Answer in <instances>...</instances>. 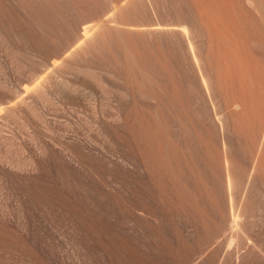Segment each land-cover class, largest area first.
Masks as SVG:
<instances>
[{"label":"bare ground","instance_id":"obj_1","mask_svg":"<svg viewBox=\"0 0 264 264\" xmlns=\"http://www.w3.org/2000/svg\"><path fill=\"white\" fill-rule=\"evenodd\" d=\"M61 1L64 3H83V5H88V7H77L75 5L76 7L71 9L70 7L65 5H57V2H60V0H0V54L1 52L9 55L11 54V56L18 59L20 55L23 56V52H25L24 50H30L43 56V61H40L39 63L36 61L38 63L37 66H46L49 69H52L54 73L56 72L59 74H61L62 71H65L66 73L75 72L77 70H81L82 67L77 66V64L73 60L65 56V52L68 51L70 47L69 44L71 38L74 37L80 40L83 45L84 43L87 44V48L82 49V52L84 53V55L82 56H85V53L87 54V52L90 51L92 52V54L94 53L97 55V57L100 58L95 62L90 63L86 68L85 65L83 66L84 68H82V73L84 74V76L94 79L95 82L97 81V83L101 85V81L99 80V78L97 79V77H95L92 73L94 72L93 68L97 67L98 69L115 73L118 77H121L122 75L125 76L128 80L127 82H129V85L132 81L131 79L134 78L126 93H120L121 91L119 92V103L118 108H116V113H113V115L111 114L113 117H106L108 120L109 118H113L112 121L109 120L110 124L108 121L107 124H103L104 122L101 121L102 124H100L101 126L99 129V134L104 137L105 140L112 145V147L115 146L124 154L122 156L120 155V158L115 160V164H111L112 167L107 170V166L106 168H104L102 164L97 162V160L105 159L106 155L104 156V154H99L103 153L101 152L102 148L94 144L93 141L91 142L89 141V139H86V141L80 142L79 149H75L74 157L71 158V161L80 163L81 166H83L82 168H84V172L87 173L88 177L90 178L88 179L89 181H85L87 178L85 180L83 178H80L73 170H70L68 166L61 162L58 168L55 169V174L52 178L50 176L52 173H50V175H48V177L50 176L48 179L47 176H45L46 180L31 182L32 180L34 181V179H32L31 181L29 180V184L27 182L26 185L25 182L22 187L19 186L22 190V195L24 193L25 195H27V197L30 196L29 198L31 199V201L33 200V203L37 204L36 206L46 209L48 213L51 212V214H55L59 218H65L69 222L71 227L76 231H79L82 237H84V239L86 240V243L84 242L86 245L81 243L82 245H84V249L89 247L88 243L94 242L96 244L97 250H99L97 251V253H100V251L102 253L101 256L102 258H104V264H163L165 261L169 262V255L171 256L172 253L169 247L168 236L169 229L176 230L177 226L171 221L176 213L185 215L190 223H187V226L192 224L193 227H195L199 231H203L208 238H212L213 235L216 234V232L214 233L215 229H220H217L219 225L217 227L212 226L209 228V225L204 223L203 212L198 209L194 210L190 208L193 203L191 199L184 198L185 200H181L182 197H193V192L185 191L184 188L180 187L182 180H186L187 177V181L191 179L194 183H196L197 186L200 187L202 185L201 187H203V185H207L205 182L206 180L209 181L208 179L210 177L212 186L216 187L217 184H221V181L223 180H221L222 176L220 175L222 172L219 173L221 177L217 174L219 172L217 171V168L220 167L219 170L224 171L223 175H225L226 177V180L224 181H227V188L231 192L233 190V180L235 181L234 178L238 176H236L235 174L238 162L236 161V153H234L236 145L234 144L233 137L235 138V136L238 135L239 131L241 132L242 130L243 131L239 133L242 140L245 138H242L243 136H251V134H253V130H255L254 133H257L258 131V134L262 132V134L260 133L261 136L260 134L257 135L259 136L261 142L258 141L259 139L256 140V138L258 137H253L254 134L249 137H253V139L258 141V143L255 142V145L258 144V147L253 164V169L250 172V177L255 172L262 173L264 171V127H262L264 126L262 124L264 121V108L262 107V104H260V106L258 107L259 103H263L264 100L262 98L264 97L262 96L264 95V87H262L264 86V80H262L264 79V72H262L261 70L263 69L264 71L263 55V59L260 58V54L264 52L262 51L264 47V40L261 41V39H263L261 36V39L260 37H258V40L256 38L255 40H253V37L251 36L253 34L248 35L247 33L246 36L244 35V39H242V37L240 39L238 38L239 36H237V40L240 39L241 41V43H239L238 45L236 39H234V41L231 39V44V41L227 36L228 34L226 35L227 39L223 38L225 36V34L223 35V32L232 29L231 25H233V27L235 25L234 28H237V30H239L237 31L239 35L242 30L244 31V29L247 31L248 28H246V24L249 21V18L246 19L245 15H243L244 13H242L241 15L240 10L241 24L238 17L236 18V20H233L234 23H227L228 18L232 16L231 14L235 15L237 11L236 13L235 11L233 12L234 5H228L230 9L232 7V10L228 11L229 8L226 9V12L230 13L228 14V18L226 17L227 15H225V12H223L224 15L221 16V14H223L221 9L224 10L225 6L220 9L219 6L222 5H219V0L217 1L218 4H216L214 0L211 1L215 4L211 1V4H209L210 2L208 3L206 2V0H176V3L174 1L173 4H178L176 5L177 7L171 5L174 6V8L172 9V11H174V14L171 13L172 11H170L169 14L171 13L173 15H169V22L167 24H162L167 25V27L169 25V30L172 31L171 33L176 38L175 44L177 43L182 53L190 49L189 52L191 54L184 55L183 63L180 58L181 62H179V65L180 63H182L180 65L182 68L186 66V69H184V73L188 72L187 75L189 74L187 79L190 80L192 84L190 85L192 86L191 88L194 94V100H196L195 102L193 101L195 105L194 107H198L200 114V116L197 115L198 118H202L201 120H204L208 116V125H211L216 131H220L223 136L224 151L223 153H221L222 155L224 154V166H219L218 163L221 157L218 158L219 160H216V157L214 158L213 156H219L221 153H219L218 155V153L216 154L215 152L213 153V155H211V152L213 150L208 147V144H204L202 139V143L198 141L199 144H197L199 145L197 147L199 149L198 152V149H193L188 145L190 143L188 140H186L188 141V144L186 143L185 146L182 147L184 149H182L181 147L179 148L177 144L178 142L176 143V140H173V137H171L175 132L171 136L169 135V137L166 136L160 138L157 135L158 129H167L165 125L163 126L160 123L162 122L160 119V115L161 109L164 106L162 99L164 97V92L162 91L163 89L161 88V86H159L156 81H154L153 83L150 80L151 74L148 70L150 61L148 60L149 57H147L150 55L145 56V54H147L146 52L143 54L141 48L131 43L133 31H135L136 29L132 31L131 25H133V22H131L127 13L129 12V10L131 11V9L137 10V14L142 20L143 15L141 14V9L150 8L152 10L151 12H153L154 14V19L156 21L154 25H161L158 20L159 12L155 8L156 4H163L166 11H169L171 10V8L169 9V7H171V2L169 3L170 0ZM135 1L140 2V6H133V3ZM228 1L229 0H223L222 2L224 3ZM245 1L247 4H249V7L253 8L259 13L258 14L257 12H251L252 15L253 13L254 16L258 14L259 16H261L260 18H262V21H264V0ZM214 5L219 8H216ZM223 5H225V3ZM214 7L216 10H218L215 11ZM247 8L245 9L247 10ZM251 8H248L247 11H253V9ZM147 15H149V13ZM219 16L223 17L222 21L220 20L221 18ZM241 17H243V20ZM105 18H110L111 22L113 21V23H115H112L115 28H111V26L113 25L110 26L109 21L108 23L110 27L107 25V28L106 24H104ZM224 19L226 20L223 21ZM248 23L249 25L247 24V27H249L250 25L253 26L252 23ZM229 24L230 26H228ZM224 25L228 26V28L226 27V29L224 27V31L221 32V27H223ZM240 25H245V27H243L244 29H238ZM65 26H67V29L70 30L69 37L68 31L62 33ZM141 26L148 29L147 23L144 24V22H141ZM129 27L131 28L129 29ZM163 28L165 29V27ZM262 28L264 29L263 26ZM263 29L259 31H262L261 35L263 34ZM107 32L109 34H107ZM137 32H139L138 29ZM233 32L236 33L234 29L231 31V33H228L229 35H232ZM250 36L252 37L251 39L254 42L260 41V43H262L263 45L260 46L259 42H257L258 44L256 42L254 44V42L251 40L254 44V46H251L252 49L255 48V45H257V50H259L260 47L262 48V50L260 48L261 53L257 51L256 48L254 49L259 53L258 55H260L259 58L261 60H257L258 63L257 61L253 62L254 60H256L253 56H256L257 54L255 55V53L257 52H254V50L252 51V49L249 48L250 46L248 45V42H250ZM61 37L67 40L66 45L62 43ZM232 37L234 38L236 36ZM247 38L249 40H247L246 43L244 42V40ZM252 42H250L249 44L252 45ZM20 44H22L23 46L20 47ZM241 44H246V46L249 47H240ZM186 45L189 47L188 49ZM201 47L204 48L205 51L203 50V53L205 54L206 52L205 55H203V53L201 54ZM177 49L178 48H176V50ZM248 49L252 52L248 51ZM240 51H243L242 54H240ZM245 51L248 53H246ZM153 53L154 52L152 51V54ZM252 53H254V55ZM175 54L177 53L175 52ZM107 55H109L110 57L109 62L104 61L105 56ZM251 56L253 59L251 58ZM109 57L107 58L109 59ZM204 58L205 61H203ZM175 60H177V58ZM123 61L125 63H123ZM160 61L163 62V60ZM87 62H89V60L86 61V63ZM259 62L260 65H262L261 63H263L262 67L259 65ZM159 64H161V62ZM157 65L158 62L156 64V67ZM187 65L189 67H187ZM161 66L162 69H160ZM161 66L159 69L166 72V65L161 64ZM187 68L189 69V71L187 70ZM134 71L139 74L143 81H146L148 83L147 88L143 87L141 83L137 81V79L133 75ZM259 73L261 74L259 75ZM123 76L121 78H123ZM261 80L263 81V85L261 83ZM66 81V79H63L61 81L57 80V82H59V84H57V91H59L58 93H60V95L67 100H73L74 91H71L73 94L66 93V91L68 92V90L65 89V86L67 87L68 85V82ZM260 87L262 88V90H259L261 89ZM253 90H259L258 92L256 91V95L259 93L257 97L255 94H253L255 93ZM109 93V90L105 91L106 96ZM177 93L169 96V114L171 115V117H173L175 123L177 122L179 124L177 128L180 127L179 129L183 136L187 138L190 135L189 137L192 139L195 135L193 136V132L191 131L192 129L189 128L190 119L186 117L189 122L186 125L185 121L187 120H185V117V119L183 117L181 118L170 110V108L173 106V102L177 103L181 100L179 98L180 96L178 95L179 93ZM251 93L254 95V98L252 97ZM260 95L262 99L259 97ZM255 97L258 99V102L259 98L261 101L259 103H256L257 99L254 100ZM252 99L256 101L253 102L257 104L258 108H256V106L251 102ZM151 100L155 103V108L153 107L154 110H151V113L153 118L158 121V123L153 124L147 121L144 112L139 109L141 101L145 102ZM253 105L255 107H253ZM250 107H253L252 109L256 108V111L254 110L255 113H253L254 111L250 112ZM1 108L2 105L0 103V109ZM196 109L195 113L197 114L198 112H196ZM257 109H260L261 111L263 110V115L260 116L261 111L258 112L259 110L257 111ZM251 113H253L254 116L256 115V119L253 118V115H251ZM11 115L14 114L11 112ZM203 116H205L204 119ZM257 117H261L260 120H262V122H257ZM250 118L253 122L247 123V121H249L248 119ZM237 119H239L240 123L242 124L241 125L239 123L240 127L238 126ZM102 120H104V117ZM255 122L258 124L261 123V126H259ZM177 123L174 126L178 125ZM249 123L251 124V127L249 126L250 128L248 127ZM243 124H246L247 127ZM256 125H258V128L255 127ZM241 126H243L244 128L239 129L242 128ZM236 127L238 130L236 129ZM246 128H248V130L252 128L253 129L247 131L245 130ZM259 128H262L263 131H261ZM204 129L205 130L201 129L202 132L209 130L205 126ZM243 132L246 133L243 134ZM169 134L171 133L169 132ZM254 136H256V134ZM195 138L196 137H194V139ZM249 138H247V140ZM251 140L252 139H250V141ZM255 140L252 141L254 142ZM57 144L59 143L57 142ZM65 144L60 142L61 148L64 150L70 149ZM54 146H56V143H54ZM214 148L215 147H213V149ZM215 149L217 150V148ZM38 150L43 155H52L58 160L60 158L59 156H57V153H55L46 145H41ZM210 155L216 162H212L213 159L211 157L212 161L211 159L209 160L212 163L208 161L209 163L207 162V164L205 162L207 158L205 160V157H210ZM185 158L188 159L187 162L190 166L189 167L187 165V167H189L190 174L188 175H190V178H188L189 176H187L186 174L184 177L182 170L179 171V167L181 166L180 163L184 161L182 159ZM195 159H199L197 163L195 162ZM36 161H39V159ZM220 165H223V163ZM243 166L244 165H241L240 167H242V170L244 171L245 168L247 169V167L244 166L243 168ZM198 167H200L201 169H199ZM221 167H223L224 169L222 170ZM132 168L134 171H132ZM1 170L0 174H4V177H7V179H10V181L12 180L10 183L13 184V181L17 179V176L15 175L16 177H14L12 175V171L10 173L5 166H2ZM93 178L97 179V182L92 180ZM107 178L113 179L114 183L112 185L114 186L112 187V189H110L108 194L99 195L98 191L95 188V184L97 183L105 186ZM17 180L19 184L22 182L19 179ZM17 180H15L14 183ZM56 180L60 181V184L58 183L59 186ZM253 180L255 181V179ZM6 181L7 180L5 179V184L7 183ZM245 183L246 185L248 184L247 182ZM222 184L224 185V183ZM221 185L219 186L223 187ZM207 188H210V185ZM169 191L171 193H169ZM172 193L180 198V200H177L178 202L173 201V199L170 198V194ZM95 194H97L99 198H97ZM211 199H213V197ZM24 205L26 204L24 203ZM113 214H117V216L119 215L121 218L129 214L131 216V219L128 221H121L120 224L117 225L109 220L110 216H112ZM53 218L55 219V216ZM234 218L232 219V222L229 226L232 233L238 235L239 239L241 241H245L244 243H246L247 245L251 246L252 244H257L258 242H253L252 239L249 238V236H245L244 232H242V230L244 231V229L241 230L242 227L240 225L241 223H239V220L237 219L238 216L236 219ZM23 224L26 223L24 222ZM128 230L130 232H128ZM140 234L145 237V240H147V242H155L156 246L154 248V251H152L153 253H144L139 248V245L136 243L135 237L138 236L137 239L140 240ZM232 240L233 239L230 240L232 242L231 244H234V241ZM237 240L238 239H235V242ZM181 244L183 245L182 242ZM89 245L91 246V243ZM258 245L261 246L260 242L258 243ZM258 245H255V247H257ZM251 247L253 248L254 245ZM238 250L241 249L239 248ZM257 250L259 251L261 250V248ZM261 257L259 256L260 259ZM105 261H108V263H105ZM237 264L244 263H241V261H237Z\"/></svg>","mask_w":264,"mask_h":264},{"label":"rangeland","instance_id":"obj_2","mask_svg":"<svg viewBox=\"0 0 264 264\" xmlns=\"http://www.w3.org/2000/svg\"><path fill=\"white\" fill-rule=\"evenodd\" d=\"M174 1L176 3V0L169 1V3L171 2L170 6L174 5L173 4ZM210 1L211 0H206V2L208 3ZM214 1L216 4H218L217 3L218 0H214ZM222 1L221 0L218 1L219 5H222L219 7L221 9L223 6H225L224 10L223 9L221 10H222V13L225 12V15H227L226 16L227 18L229 16L228 14H230L226 12V9L229 8L228 5L229 6L234 5L233 12L235 11L236 13L237 11L236 14L234 13L235 15L233 14H231L232 16L230 15L231 17L228 18L227 23L229 22L234 23L233 20H236L237 17L239 18V21H240L241 20L240 10H241V15L242 13H244L243 15H245V18L246 19L249 18V21L248 20L247 21L250 22V24L251 23L253 24V26L250 25L252 27L250 26L247 27L249 25V23L247 22L248 25L246 24V28H248L247 29L248 32L243 28L245 27V25L244 26L240 25L238 29L240 28L244 29V31L242 30L240 35L239 33H237V31L239 30H237V28L236 29L234 28L235 25L234 27L233 25H231L232 29H229V31L223 32V35L225 34L223 38L227 39V36H228V39L230 41L231 39L233 41L234 39H236V41L238 42V45L239 43H241L240 41L241 37L242 39H244L245 38L244 35L246 36L247 33L248 35L253 34L251 35L253 38L250 36V42L255 40V38L258 40V37L260 36L263 38L261 39L260 37L261 41L264 40V36H262L264 35V31L262 35H261L262 31L259 32L261 29H263L262 26L264 27V21H262V18H260L261 16L258 15L259 13L256 10L249 7V4H247L245 0H235V1L229 0L228 2H224L225 5H223L224 3ZM60 2H57V5H65V6L70 7L71 9L75 8L76 6L77 7H83V6L88 7V5H85V4L83 5V3H73V2L64 3L61 0ZM211 2L209 4H211ZM140 4H141L140 2L135 1L133 3V6L137 5L138 7L140 6ZM176 5L178 4H175L174 6L177 7ZM174 6L169 7V9L171 8V10L166 11L163 4L162 5L159 3L158 5L156 4L155 8L159 12L158 20L161 25H158V24L154 25L156 21L154 19V14L153 12H151L152 10L150 8L141 9V12H142L141 14L143 15L142 16L143 21L138 16L137 10L131 9V11L129 10V12L127 13L131 22H133L132 24L134 25V26L131 25L132 28L129 27V29L131 28L132 31L136 29L135 31H133V37L131 38V43L141 48L143 54L146 52L147 54H145V56L147 55L151 56V58L150 56H147L149 57L148 60L150 61L149 68H148L149 73L151 74L150 80L153 83L154 81H156L159 84V86H161V88L163 89L162 91L164 92V95H163L164 97L161 95L163 97L161 98L163 99L164 106L161 109L160 119L162 122L160 123L163 126L165 125L167 129L166 128L165 130L164 128L158 129L157 135L160 138L166 137V136L169 137V135L171 136L175 132L171 137H173V140L174 139L176 140V143L178 142L177 144L179 148L184 147L185 144L189 141L190 143L189 144L187 143V144L190 147H192L193 149L194 148L198 149L197 148L199 146L197 145L199 144L198 141L202 143L201 142V139H202L203 143L206 145L208 144V147L213 150L211 152V155H213V153L215 152L216 154L218 153L219 155V153L221 152L223 153L224 151L223 136L220 131L218 132L211 125H208V120H209L208 116L205 119H204L205 116H203L204 120H201L202 118L201 119L198 118L197 115L200 116V114H199L198 107H194L195 106L194 102L196 100H194L195 98L193 97L194 94L191 88L192 84L190 80L187 79L189 74L187 75L188 72L184 73L185 72L184 69H186L185 68L186 66L183 68L180 66L183 63L184 55L191 54L189 52L190 49H188L189 47L186 45L188 50L182 53L177 43L175 44L176 38L171 33L172 31L169 30V25L168 27L167 25H162V24H167L169 22V15L174 12L172 11ZM219 7H216V8H219ZM247 7L253 9V11L250 10L248 12ZM245 8H247V10ZM217 10L215 9V11ZM229 10H232V7L231 9L229 8L228 11ZM170 11L172 12L169 14ZM251 12H254V13L257 12L258 14L254 16V13L252 15ZM148 13L150 16L147 15ZM222 15H224V13L221 14V16ZM220 18L219 19L222 21L223 17H220ZM241 18L243 20V17ZM226 19H224L223 21H225ZM108 21L110 23V26L115 24L113 23V21L111 22L110 18L109 19L105 18L104 24H106V26L107 25L109 26ZM140 21L144 22V24L147 23L148 29L146 27H142ZM240 24H241V21H240ZM226 25L221 27V32L224 31L226 27L228 28V26H230V24L228 26ZM113 26H111V28H115V26L114 27ZM161 26L165 27V29ZM137 29L139 30V32H137ZM233 29L236 31L237 35L235 32H233L232 35H229L228 32L231 33ZM67 31H68V37H69L70 30H68L67 26H65L62 33L67 32ZM108 32L107 34H109ZM232 36H236V37L233 38ZM237 36H239L238 38L240 39L237 40ZM248 38L245 39L246 41L244 40V42L247 43V40H249ZM61 41L62 43H64V45L67 44V40L65 38L61 37ZM250 42H248V45L250 47L246 46V44H243V45L241 44L240 47L246 46V47L251 48V46H254L255 42L260 43V41H255V42L253 41L254 44L252 42V45H251L249 44ZM22 44H20L21 46L20 45L19 46L22 47L23 46ZM231 44H232V41H231ZM69 45L70 47L68 51L65 52V56L73 60L77 64V66H81L82 68H84L83 66L85 65V68H86L89 66L90 63L95 62L96 60L100 59L99 57H97L96 54L94 53L92 54V52L90 51H88L87 54L85 53V56H82L84 55V53L82 52V49L87 48V44L84 43L83 45L82 42L78 40L77 38L72 37ZM259 45L261 46L262 43H260ZM256 47L257 45H255V48ZM176 48L178 49L176 50ZM255 48L253 49L251 48L252 51ZM260 48L259 50H257L256 48V50L260 52ZM203 50L204 48L201 47V50H200L201 54L205 51ZM256 50H254V52H257ZM24 51L25 52H23V56L20 55L18 59L11 56V54L9 55V54L2 53V52L0 54V103L2 105V108L0 109V156H1L0 170L2 169V166H5L7 167L10 173L12 171V175L14 177L17 176L16 178L22 181V182L20 181L21 182L20 183L21 185H20L18 180L15 179L17 181L14 183L15 181L14 180L13 184H11L10 182L12 180L10 181V179H7V177L6 178L4 177L5 176L4 174L2 175L0 174V264H104V258H102L101 256L102 253L101 251L100 253L98 252L99 254L97 253V251L99 250H97L96 244L94 242L93 243L90 242L91 246L89 245L90 243H88L89 247L84 249V245H86L85 244L86 240L84 239V237H82L79 231H76L74 228H72L69 222L65 218H59L55 214L54 215L51 214V212L48 213L46 209L36 206L37 204L33 203V200L31 201V199L29 198L30 196L27 197V195L23 193L24 195L23 197L22 190L20 189V187H22L25 182H26L25 183L26 185H27V182L29 184L32 179H34V181L32 180L31 182L46 180L45 176H47V179L50 176L52 178L55 174V169L58 168L61 162L65 164L66 166H68L70 170H73L80 178H83L84 180L87 178L85 181H89L88 179L90 178L88 177V174L84 172L83 170L84 168H82L83 166H81L80 163H77V162L75 163V161H71V158L74 157L75 149H79L80 142L82 141L84 142L86 141V139H89V141L91 142L93 141L94 144L102 148L101 152L103 153H99V154L100 155L104 154V156L106 155L105 159L97 160V162L102 164L104 168H106L107 166L106 168L107 170L110 169L112 165L115 164L114 163L116 162L115 160L119 159L120 155L122 156L124 153L121 150L117 149L115 146L112 147V145L108 141H106L104 137H102L99 134L100 133L99 129L101 126L100 124H102L101 121L104 122L103 124L105 123L107 124L108 122L110 124V121H112L113 118L111 119L109 118L110 121L107 118L113 117L112 116L113 113H116V108H118V103H119V95H118L119 92L121 91L120 93H126L132 81L134 80V78L131 79L132 81L129 85V82H127L128 80L125 76L122 75L124 78L123 79L121 78L122 76L118 77L116 76L115 73H112L107 70H101V69H98L97 67H94L93 68L94 70L92 69L94 72H92V70L91 72L94 74L95 77H97V79L99 78V80L101 81V85H99V83H97V81L95 82L94 79L84 76V74L82 73L83 69L81 67H80L81 70H77L75 72L66 73L65 71H62L63 74L62 73L59 74L56 72L54 73L52 69H49L46 66H37L40 61H43L42 55L32 52L30 50L28 51L24 50ZM152 51L156 55L154 53L152 54ZM243 51H240L241 52L240 54H242ZM248 51L250 50L248 49ZM262 51H264V47ZM175 52L177 54H175ZM172 54H173V57H172ZM205 54L203 53V55ZM252 54L254 55V53ZM256 54L258 55L259 53L257 52L255 53V55ZM257 55L253 56L256 59L253 62L257 60H261L260 58H262V55L264 58V52L260 54L261 56L258 55L257 57ZM152 56L155 58H153ZM107 57H109V55L105 56V60H104L105 62L110 61V57L109 59ZM176 58L177 60H175ZM180 58H181L182 63H180L179 65V62H181ZM88 60L89 62L86 63V61ZM158 60L159 61L163 60V62L162 61L160 62L161 64L166 65L167 67L166 72L160 70L162 69V66L161 64H159L160 62ZM203 61H205V58L203 59ZM157 62H158V65L156 67ZM176 62L178 63V65ZM123 63L125 62L123 61ZM261 64L262 65H260V62H259V65L262 67L263 63ZM159 65L161 66V68ZM187 67L189 66L187 65ZM187 70L189 71L188 68ZM261 70L262 72H264L263 69ZM261 73H259V75ZM133 75L137 79V81L141 83L143 87L145 88L148 87V83L146 81H143L137 72L134 71ZM63 79H66L67 80L66 82H68L67 87L65 86V89L68 90V92L66 91V93L73 94L71 92L73 90L74 91L73 97L76 100L74 99L67 100L66 98L62 97L60 93H58L59 91H57V84H59V82H57V80L61 81ZM262 80H261V83L263 82ZM77 88H78V91H77ZM108 90L110 93L106 96L105 91H108ZM259 90H262V88ZM259 90H256V91L258 92ZM256 91H254L255 93L253 92L252 93L256 95ZM174 93H177L180 96L179 98L181 100L180 102H177V103L173 102V106L170 108V110L171 112H173L174 114H177L181 118L187 117L190 119L189 120L190 123L188 122L187 118L186 119L184 118L185 120H187V121L185 120L184 121L186 125L187 123L190 124V126L189 125L188 126L189 128L192 129L191 131L193 132V136L195 135L194 137H196L195 139L193 136H191L193 137L191 139L189 137L190 135L187 138H185V136H183V134L181 133L179 129L180 127L177 128V126H179L177 122L176 123L178 125L174 126L176 123L173 120V117H171V115L169 114V96H172ZM253 94H252V97L254 96ZM75 95H76V98H75ZM257 95H259V93ZM256 97L254 100L257 99ZM259 97L261 98V95ZM260 98H259V102L261 101ZM262 98L264 99V97ZM254 100L252 99L251 102L256 106V108H258L260 104H262V107L264 108V105H263L264 100H263V103H259L258 99H257V102ZM253 101L256 103H259L258 107H257V104H255ZM254 105L253 107H255ZM153 107L155 108V103L154 101L151 100V101H145V102L141 101L140 108H139L142 112H144L147 121H149V123L151 124L158 123V121L153 118L152 113H151L154 110ZM253 107H250V108L252 109ZM256 108L252 110L250 109V112L251 111L253 112L254 110L256 111ZM195 109H196V112H198L197 114L195 113ZM9 110L14 115H11V112ZM255 111L253 113H255ZM257 111L260 112L261 110L257 109ZM262 111L260 112V116L263 115ZM253 113H251V115H253ZM15 116L17 117L20 116V117H18L17 119V117ZM102 116L104 117V120L107 119L105 120L106 122L102 120L103 119ZM237 116H240V115H237ZM255 116L253 115L254 119H256ZM260 119L261 117H257L256 121L262 122V120ZM248 120L249 121H247V123L253 122L251 118ZM237 122H238V126L240 127L239 119H237ZM250 123L248 127L249 126L251 127ZM260 124L258 125L261 126ZM262 124L264 125V121ZM258 125H256L255 127L258 128ZM204 126L207 127V129L209 130L202 132L201 129L205 130ZM241 127L242 128H239V129L244 128L243 126ZM252 129L248 130V128H246L245 130L250 131ZM237 130H236V133H237ZM260 130L263 131L262 128ZM254 131L255 130H253L252 133L254 135L256 134V136H254L253 134H251V136L253 135L254 138L258 137L256 138V140L259 139L258 141L261 142L259 136L257 135H259L260 133L262 134V132L258 134L257 130H256L257 133L256 132L254 133ZM169 132L171 134H169ZM241 132L239 131V133ZM239 133L238 135H236L237 137L239 136L238 138L236 136H235L236 139L233 137L234 144L236 145L234 149V153H236L235 154V156L237 157L236 161L238 162V163L236 162L238 165H237L235 174L236 176L237 175L238 176L235 177V174H234L235 181L233 180V182L235 185L234 184L232 185L233 190L231 192L227 188L228 187L227 181H224L226 180L225 175H223L224 171L219 170L220 167L217 168L218 169L217 171H219L217 174L219 175V173L222 172L220 174L222 177L220 175L219 176L221 177V180L223 179L221 181V184L224 183V185L223 184L222 185L219 184V185L223 187H220L218 184L216 187L212 186L210 177L209 179L207 177L209 181L206 180L205 183L207 185L206 186L203 185V187H201L202 185L200 187L197 186L196 183H194L191 179L187 181V177H186V180L181 181V186H180L184 188L185 191L193 192V197L191 198L182 197L181 200H185L184 198L191 199L193 203L190 208L194 210L198 209L203 212L204 223L209 225L208 226L209 228L212 226L217 227L219 225L217 229L219 228L220 229L219 230L215 229L214 233L216 232V234H214L212 238H208L207 235L203 231L202 232L199 231L198 229L193 227L192 224L187 226L188 225L187 223H189V221L185 215L176 213V215L173 217L174 219L173 218L171 219V221L177 226L176 230L169 229V236H168L169 247L172 253L171 255L172 257L169 255V262L165 261L163 264H235V263L237 264V261H241V263H244V264L246 263L264 264V256H263L264 254V251H263L264 250V180H263L264 173L263 172L264 171L262 173L255 172L253 173L254 175L252 174V176L250 177V172L253 169V164L255 161L256 154H257L256 152H257L258 144L255 145V142L258 143V141L253 139V137L249 138L251 136L249 137L243 136L242 138L245 137L246 139L244 138L242 140ZM245 133L243 132V134ZM247 138H249L248 139L249 142ZM250 139L255 140V141L254 142L252 140L250 141ZM57 142L59 144H57ZM60 142H62L63 144L66 143L65 145L70 149H67V150L62 149ZM54 143H56V146H54ZM41 145H44V146L46 145L51 150H53L55 153H57V156L60 157L59 160L53 157L52 155L41 154L38 150ZM213 147L217 148V150L215 148L213 149ZM198 152H199V149H198ZM222 153L220 154L221 156L220 155L213 156L214 158L216 157V160H219L218 158L221 157L218 163L219 166H224V154L222 155ZM211 155L210 157L209 156L205 157V160L207 158V160L205 161L206 163L210 161L209 159H211L212 157ZM213 157H212L213 161L212 159L211 161L216 162L214 161ZM38 159L39 161H36ZM182 160L184 161L180 163L181 166L179 167V171L182 170L184 177L186 174L187 176H189L188 178H190V175H188L190 174L189 172L190 166L188 165V162H187L188 159L185 158ZM198 160L199 159L197 160L195 159V162L197 163ZM222 163L223 165H220ZM187 165L189 167H187ZM241 165H244L245 167H247L248 170L245 168V170L243 171L242 167H240ZM198 168L201 169L200 167ZM221 169L223 170L224 168L221 167ZM132 171H134L133 168H132ZM50 173L52 174L50 175ZM245 173H247L248 175ZM48 175L50 176L48 177ZM4 178L7 180L6 184H5ZM253 179H255V181ZM92 180L97 182L96 181L97 179L93 178ZM8 182L10 185L8 184ZM56 182L57 184L58 183L60 184V181L56 180ZM245 182H247L248 184L246 185ZM113 183L114 181L112 178L110 179L107 178L105 186L96 183L95 188L98 191L99 195H105L109 193L110 189H112V187L114 186L112 185ZM209 185H210V188H207L209 187ZM169 193L171 192L169 191ZM230 193L232 196L230 195ZM95 196L99 198L97 194H95ZM212 197L214 200L211 199ZM170 198L176 202H178L177 200H180V198L178 196H175V194L173 193L170 194ZM24 203L26 205H24ZM47 214H50V215H47ZM50 216H53V217L55 216V219ZM233 218L234 219L237 218L239 220V223H241L240 225L242 227L241 230L244 229V231L242 230V232H244L245 236L246 235L249 236V238H251L252 241L255 243L260 242L261 246H259L258 243L252 244L251 246L254 245L255 247V245H258L259 247L257 246L258 248L257 247L255 248L257 249L261 248L262 251L259 250L261 253L254 247L252 248L250 245H247L246 243H244L245 241H241L238 235L232 233L229 226ZM130 219H131V216L129 214L127 216L125 215L123 218H121L119 215L117 216V214H113L109 218V220L112 223L117 224V225H119L121 221H128ZM24 222L26 224H23ZM23 225L26 226L27 228L24 227ZM128 232L130 231L128 230ZM137 238L138 236L135 237L136 243L139 245V248L144 253L146 252L153 253L152 251H154V248L156 246L155 242H152V241L147 242V240H145V237L141 234L139 235L140 240ZM231 239H233L232 241H234L233 242L234 244H231L232 243L230 241ZM235 239H238V240L235 242ZM181 242L183 243V245L181 244ZM81 243H83L84 245H82ZM89 248L91 251L89 250ZM239 248L241 250H238ZM259 256L260 257L262 256L261 259L259 258ZM106 262L108 263V261H105V263Z\"/></svg>","mask_w":264,"mask_h":264}]
</instances>
